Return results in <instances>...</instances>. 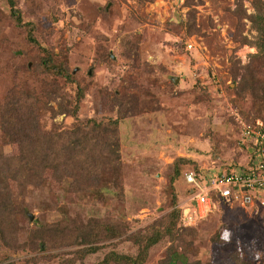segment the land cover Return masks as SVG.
<instances>
[{"label": "rangeland", "instance_id": "374dc122", "mask_svg": "<svg viewBox=\"0 0 264 264\" xmlns=\"http://www.w3.org/2000/svg\"><path fill=\"white\" fill-rule=\"evenodd\" d=\"M10 1L23 26L0 0V162L38 160L54 140L44 137L69 130L75 118L118 119L117 179L100 183L109 187L101 194L91 184L85 196L73 194L82 182L75 173L69 180L45 170L40 181L24 170V190L12 182L0 211V264H95L110 251L134 257L165 219L170 232L148 245L140 264H166L173 250L187 263L264 264V207L220 209L190 227L167 217L185 200L184 168L246 162L234 120L263 113L264 57L255 44L264 0ZM28 23L34 42L25 38ZM2 123H22L31 145L3 142ZM72 219L87 227L82 239Z\"/></svg>", "mask_w": 264, "mask_h": 264}, {"label": "trees", "instance_id": "16d2710c", "mask_svg": "<svg viewBox=\"0 0 264 264\" xmlns=\"http://www.w3.org/2000/svg\"><path fill=\"white\" fill-rule=\"evenodd\" d=\"M8 6L11 8V14L16 17V23L19 26H23L21 23L20 18H17V12L15 9H13V5L10 0H7ZM258 26L260 28V43L255 44L257 46L258 51L259 49L262 51L261 55L264 57V19L259 18L258 20ZM254 22H257L255 19ZM28 27H31L30 23H28ZM27 32L25 34V38L28 42H34L35 39L33 38L32 34V27L29 29L27 28ZM49 58L43 62V66L48 69L49 71V65H50ZM59 72V74L63 75L64 71H59V69H54L53 72ZM64 78H67L66 73ZM250 75V74H249ZM264 83H262L263 86ZM249 88H251L249 86ZM264 92V91H263ZM74 104L72 106V109L75 108L77 101L81 99L82 93L75 94L74 95ZM263 112H264V94H263ZM92 118H87L85 121L81 122L74 119V123L72 124V127H70L69 130H65L63 133L58 132L54 134L51 137H44L46 139H54L52 140L53 143L48 141L45 142V149L43 151V154L39 157L38 160H28L24 163V160L19 159L16 161H5L6 166L4 168V163L0 162V179L5 182L4 188H2V193L0 194L2 197L0 198V211L8 210L7 207V201H10L12 198V187L11 183L14 182L16 189L24 190L25 188V180L22 179V173L24 170L32 174V177L37 180H42V174L45 170H49L50 173H52V170L56 171V174L58 178H61L65 175L70 180V177H72L75 174L78 176V180H82L81 183L76 182V184L73 185V194L78 195H85L88 196V193L91 191V184H94V192L95 194H101L103 190H108L109 187H102L101 184H108L115 183L117 176L115 174H112V172L116 173V160L114 156V149H116L117 141H116V127L118 125V119L114 120H108L106 123L96 122L95 120H90ZM2 134L1 139L3 142H12L14 144L15 142L20 145V147H28L31 145V143H28L27 145L25 142L28 139L22 138V136H25L26 128L21 126L22 123H2ZM42 138V137H41ZM111 140L113 142H111ZM111 142V143H110ZM63 143V144H62ZM62 144V145H60ZM237 144V143H236ZM57 147L61 148V153H57ZM23 148H21V151ZM41 153V151H40ZM39 153V154H40ZM69 153V154H68ZM38 154V155H39ZM18 156V155H17ZM13 157V156H12ZM67 158L68 160H71L67 165V161L65 160L60 163L61 158ZM180 162L187 163L191 162L189 159L184 160L183 158H177ZM1 161V157H0ZM31 161V162H30ZM186 161V162H185ZM181 163V164H182ZM176 165L174 168L171 167V174L169 175L168 184H169V190L172 189V184L176 180V177H178L180 171L179 166ZM69 166V171H66V167ZM2 166V167H1ZM74 170V171H73ZM110 171V172H109ZM190 172L194 176H202L206 179H210L212 176L213 171L212 170H206L203 168H200L196 163L195 165L186 167L182 170L181 174V180L183 181V185L185 186V197L190 194L194 187L189 185L184 180V173ZM62 182V181H61ZM116 187V184L113 185ZM101 187V188H100ZM72 192V191H71ZM120 192H116V194H119ZM93 196V194H91ZM172 195V194H171ZM172 197V196H171ZM211 201L213 203V207L206 213V215L200 217L198 219V222L201 220H204L207 218L210 214L213 212L223 209H240L239 205L235 202L230 203L229 205L221 201V199L216 196L214 192H212L211 195ZM173 199V197H172ZM253 207H264L261 204L254 201L252 204ZM20 211H22V208H20ZM172 213L175 216V221L178 216V209L172 208L170 211L167 212V217H170ZM71 221V228L74 229V231H77L79 233V237L81 239L83 236V231L86 230L87 227L83 228L84 226L80 223L74 222V220ZM82 221V220H81ZM165 224H160V230H156L153 233H150L146 236L145 242L141 245L139 251L134 257H129L125 254H117L115 252H108L104 254L99 261H97L95 264H140L141 260L143 258V255H145L146 249L148 245H152L158 238H160L161 234H165L167 231L170 232V227L167 224L166 219L164 220ZM88 225V224H87ZM190 227V226H187ZM90 230H95L94 227H91ZM223 232V231H222ZM220 232V236L223 235V233ZM100 232H97L99 234ZM172 239H178V238H172ZM96 249L95 245H91L88 247H83L80 249L79 253L84 254L88 249ZM165 263L166 264H198L197 260H191V262H185V258L182 257L180 253L177 251H170L165 257ZM111 261V262H110ZM242 262V261H241ZM240 262V264H241ZM206 264V263H204ZM210 264H213L212 262Z\"/></svg>", "mask_w": 264, "mask_h": 264}, {"label": "built area", "instance_id": "2783aa9c", "mask_svg": "<svg viewBox=\"0 0 264 264\" xmlns=\"http://www.w3.org/2000/svg\"><path fill=\"white\" fill-rule=\"evenodd\" d=\"M183 45L187 51L193 48L188 42ZM234 121L241 136L237 148L243 147L248 155L245 164L213 171L210 179L184 173L185 182L194 190L182 202L177 216L180 226H191L198 221L200 209L196 204L201 205L205 214L213 207L212 192L228 205L235 202L239 206H250L256 201L264 206V112L250 123H245L238 115Z\"/></svg>", "mask_w": 264, "mask_h": 264}, {"label": "water", "instance_id": "95a60500", "mask_svg": "<svg viewBox=\"0 0 264 264\" xmlns=\"http://www.w3.org/2000/svg\"><path fill=\"white\" fill-rule=\"evenodd\" d=\"M172 80H173L174 82H176V79L172 78Z\"/></svg>", "mask_w": 264, "mask_h": 264}]
</instances>
